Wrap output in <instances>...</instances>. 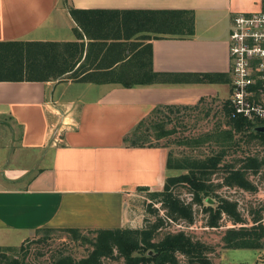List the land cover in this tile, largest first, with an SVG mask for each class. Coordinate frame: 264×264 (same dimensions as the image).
<instances>
[{
  "label": "crops",
  "instance_id": "0c3cea01",
  "mask_svg": "<svg viewBox=\"0 0 264 264\" xmlns=\"http://www.w3.org/2000/svg\"><path fill=\"white\" fill-rule=\"evenodd\" d=\"M263 7L264 0H0V43L91 42L80 75L94 80L0 81V249L16 250L46 229L131 227L126 204L135 192H159L177 174L166 167L164 148L130 147L123 138L158 105L226 100L231 18ZM70 9L105 11V23L116 22L111 12L188 11L194 33L143 41L154 34L137 33L124 41L131 46L124 66L107 69L114 54L102 57L100 40L87 39ZM147 44L156 73L223 77L205 84L96 81L98 73L140 69L142 55L130 58Z\"/></svg>",
  "mask_w": 264,
  "mask_h": 264
},
{
  "label": "trees",
  "instance_id": "16d2710c",
  "mask_svg": "<svg viewBox=\"0 0 264 264\" xmlns=\"http://www.w3.org/2000/svg\"><path fill=\"white\" fill-rule=\"evenodd\" d=\"M69 13L85 35L93 41L100 40L107 58L114 54L115 58L109 63L107 69L116 64L124 66L126 55L124 51L130 50L126 44L137 33H152L154 36H142L140 40L184 38L194 33V15L188 11L159 10V11H123L111 12L116 22L105 23L100 21L106 14L105 11H79L70 9ZM82 14V15H80ZM81 16V17H79ZM79 18H82L80 20ZM107 28L112 29L111 32ZM89 29L93 34H89ZM76 31V30H75ZM77 33V31H76ZM81 37V34L78 33ZM82 41L83 39L80 38ZM109 41V42H108ZM108 42V43H107ZM133 46H136L133 43ZM91 42H8L0 43V81H62L88 82L91 75L81 77V69L89 57ZM123 54V55H122ZM142 55L143 61L140 69L129 73L128 70L102 72L103 79L96 80L103 83H120L133 81L139 85L154 83H214L223 76L216 74H165L156 73L151 67V46H143L133 54L130 61H136ZM147 56V59L145 58ZM81 62V63H80ZM147 63V64H146ZM97 66H100L98 63ZM147 67V68H146ZM81 74V75H80ZM90 77V78H89ZM91 79V80H90ZM94 81V80H93ZM124 87H132L125 85ZM204 100L200 99L193 106L158 105L148 115L142 118L134 128L123 138V142L130 147H158L148 146L145 143L152 137L158 141L165 137H173L183 121L179 117L181 112L195 109ZM214 102V101H213ZM221 113L227 130L207 134L204 141H213L218 151L203 159L186 158L183 162L178 160L175 164L166 160V167L176 171H186L184 174L167 177L159 192H149L151 201L159 204L164 211V216L169 221H184L188 224L193 222V205L203 206L204 202L214 197L215 190L220 187L238 188L243 191L254 192L255 186L251 183L249 174L257 175L264 168V156H244L232 163H224L228 149L237 143L234 136L241 135V139L248 142H256L264 148V132L255 130V124H251L241 118L232 117L227 100L221 101ZM261 125H264L262 122ZM155 142V143H156ZM183 146H195L203 144V138L195 139L192 136L176 138L175 142ZM221 173L220 182H213V176ZM180 186L187 188L189 200H183L176 194ZM216 206H205L203 211L207 214V225L217 228L222 216L228 217L234 224H240L237 230L228 229L222 237L223 243L228 249L258 250L262 247L264 239V226L254 219L253 226L244 227V222L237 211L236 204L217 198ZM150 213L157 209L148 205ZM163 225L162 218H157L150 223L145 220L140 229H46L45 231H62L73 239H82L90 244L88 254L75 261L69 256H57L52 264H102L103 260L113 257L122 259L121 264H178L177 255L188 258L189 264H211L205 257L204 245L193 242L183 232L167 234L155 241L159 229ZM47 239L40 238L44 242ZM28 248L19 246L20 253L27 255ZM16 250L0 249L1 264H25L18 255L8 252ZM11 255V256H10Z\"/></svg>",
  "mask_w": 264,
  "mask_h": 264
},
{
  "label": "rangeland",
  "instance_id": "374dc122",
  "mask_svg": "<svg viewBox=\"0 0 264 264\" xmlns=\"http://www.w3.org/2000/svg\"><path fill=\"white\" fill-rule=\"evenodd\" d=\"M227 91V93H226ZM229 90L223 87L222 96H228ZM179 117L183 121L176 130L173 137H165L157 142L151 137L146 146L159 145V148L166 150L167 160L171 164H175L178 160L183 162L186 158L203 159L219 149L213 141H204L207 134L212 135L213 132L227 130L224 125V119L221 113V104L211 100H204L193 110L181 112ZM183 136H192L195 139L203 138V144L198 143L195 146L178 145L176 138ZM156 142V143H155ZM234 142L237 144L225 155L224 163H232L244 156L258 155L264 156V148L256 142H248L241 139V135L234 136ZM186 171H176V174H184ZM175 174H172V176ZM221 173L213 176V182H220ZM251 183L255 186L256 191L248 192L238 188L220 187L215 190L214 197L204 202L203 206L193 205V222L188 224L184 221H169L164 216V211L159 204L153 202L148 197V192L136 191L132 199L127 204V212H131L132 222L130 229H140L144 226L145 220L152 223L157 218H162L163 225L159 229L155 241L161 239L167 234L183 232L191 238L193 242H199L207 249L204 254L211 264H264V239L262 247L258 250L250 249H228L225 247L222 237L228 229L237 230L240 224H234L225 215L219 220L217 228H210L207 225V214L203 211L205 206H216L217 198H223L236 204L237 211L244 222V227L255 225L254 219L259 220L264 226V168L257 175L249 174ZM176 194L183 200H189L190 195L187 188L180 186L176 189ZM157 209V212L150 213L148 205ZM47 239L44 242L38 241L40 238ZM23 248H28L27 255L20 253L19 247L15 252H8L11 255H18L19 259H23L26 264H52V261L59 255L69 256L75 261L84 258L89 250L90 244L82 239H73L62 231H39L36 236L24 240L21 244ZM10 255V256H11ZM178 262L189 264L188 258L177 255ZM122 259L116 257L105 261V264H121Z\"/></svg>",
  "mask_w": 264,
  "mask_h": 264
},
{
  "label": "built area",
  "instance_id": "2783aa9c",
  "mask_svg": "<svg viewBox=\"0 0 264 264\" xmlns=\"http://www.w3.org/2000/svg\"><path fill=\"white\" fill-rule=\"evenodd\" d=\"M228 58L230 81L226 100L231 116L256 127L264 126L261 125L264 122V7L258 12L232 16Z\"/></svg>",
  "mask_w": 264,
  "mask_h": 264
},
{
  "label": "water",
  "instance_id": "95a60500",
  "mask_svg": "<svg viewBox=\"0 0 264 264\" xmlns=\"http://www.w3.org/2000/svg\"><path fill=\"white\" fill-rule=\"evenodd\" d=\"M255 130L258 131V132H264V126L256 127Z\"/></svg>",
  "mask_w": 264,
  "mask_h": 264
}]
</instances>
